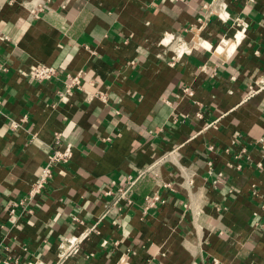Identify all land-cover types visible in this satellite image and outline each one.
I'll use <instances>...</instances> for the list:
<instances>
[{
	"label": "crops",
	"instance_id": "0c3cea01",
	"mask_svg": "<svg viewBox=\"0 0 264 264\" xmlns=\"http://www.w3.org/2000/svg\"><path fill=\"white\" fill-rule=\"evenodd\" d=\"M0 60V264L86 230L61 264H264V0H0ZM56 134L73 155L28 213Z\"/></svg>",
	"mask_w": 264,
	"mask_h": 264
},
{
	"label": "built area",
	"instance_id": "2783aa9c",
	"mask_svg": "<svg viewBox=\"0 0 264 264\" xmlns=\"http://www.w3.org/2000/svg\"><path fill=\"white\" fill-rule=\"evenodd\" d=\"M175 40V39H174ZM133 62V60H131ZM9 69L5 61L0 60V72H5ZM24 76L33 78L38 81L50 80L52 78H57L60 76L61 71L55 66L46 64L44 62H34L28 66V68H18L17 69ZM83 72L79 71L76 74H67L64 78V87L59 90L58 95L61 100L65 98V94L70 90L81 87V77ZM94 97L105 99V94L101 91L92 93ZM15 125H17L15 123ZM109 139V138H107ZM73 155V145L71 143H64L60 140L59 134H56L54 142L50 146V153L46 162L42 165L39 174L30 182L29 189L26 195L19 201L20 204L26 209V212H32V208L29 207V202L37 195H39L45 185L48 183L49 179L53 176L55 167L60 164L68 162ZM143 172H154L152 167L148 165L144 168ZM138 176L128 174L123 183L112 182L114 188H109L105 191V194L111 195L114 202L120 201L123 203H131V193L134 190ZM166 185V184H164ZM160 199L158 194H148L145 196L146 208L155 206V203ZM264 206V202H263ZM13 211V210H12ZM92 229V228H91ZM89 229V230H91ZM87 230L78 236L70 237L66 240L63 246V253L61 254L60 260L56 264H61L62 260L73 256L79 250V244L87 236ZM214 264L216 261L214 260Z\"/></svg>",
	"mask_w": 264,
	"mask_h": 264
}]
</instances>
